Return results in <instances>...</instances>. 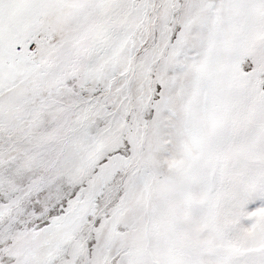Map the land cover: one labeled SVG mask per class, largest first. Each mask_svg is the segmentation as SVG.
Returning <instances> with one entry per match:
<instances>
[{
  "label": "snow or ice",
  "instance_id": "6c2138e0",
  "mask_svg": "<svg viewBox=\"0 0 264 264\" xmlns=\"http://www.w3.org/2000/svg\"><path fill=\"white\" fill-rule=\"evenodd\" d=\"M0 264H264V0H0Z\"/></svg>",
  "mask_w": 264,
  "mask_h": 264
}]
</instances>
